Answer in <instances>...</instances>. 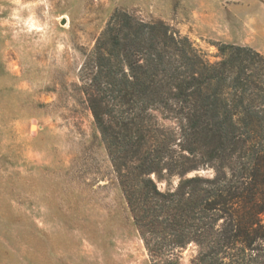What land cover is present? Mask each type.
Instances as JSON below:
<instances>
[{
  "label": "trees",
  "instance_id": "trees-1",
  "mask_svg": "<svg viewBox=\"0 0 264 264\" xmlns=\"http://www.w3.org/2000/svg\"><path fill=\"white\" fill-rule=\"evenodd\" d=\"M215 46L116 9L78 69L150 264H264V55Z\"/></svg>",
  "mask_w": 264,
  "mask_h": 264
},
{
  "label": "rangeland",
  "instance_id": "rangeland-1",
  "mask_svg": "<svg viewBox=\"0 0 264 264\" xmlns=\"http://www.w3.org/2000/svg\"><path fill=\"white\" fill-rule=\"evenodd\" d=\"M179 3L0 0V264H150L78 69L116 9L165 21L210 61L219 43L264 55V0H186L182 25Z\"/></svg>",
  "mask_w": 264,
  "mask_h": 264
},
{
  "label": "crops",
  "instance_id": "crops-1",
  "mask_svg": "<svg viewBox=\"0 0 264 264\" xmlns=\"http://www.w3.org/2000/svg\"><path fill=\"white\" fill-rule=\"evenodd\" d=\"M211 1L214 2L215 0H211ZM185 3H186V0H180V3L178 5V8L176 9V14L178 16L177 21H178L179 25H182V23H183L182 20L179 19V16L186 17L185 11L183 9V6H184ZM192 5L193 4H191V6ZM189 14H190V16H194L195 15L197 17L199 15V11H195V10H193V8H190ZM191 19H194L195 20V18H192V17H191Z\"/></svg>",
  "mask_w": 264,
  "mask_h": 264
}]
</instances>
